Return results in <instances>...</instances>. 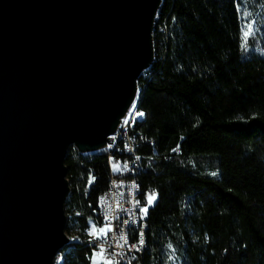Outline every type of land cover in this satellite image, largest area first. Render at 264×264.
<instances>
[{"label":"trees","instance_id":"obj_1","mask_svg":"<svg viewBox=\"0 0 264 264\" xmlns=\"http://www.w3.org/2000/svg\"><path fill=\"white\" fill-rule=\"evenodd\" d=\"M257 32L245 35L250 26ZM264 0H164L139 80L135 178L155 196L147 248L124 264H264ZM124 155L66 158L61 264H93L89 231ZM215 173V175H213ZM111 264V263H110Z\"/></svg>","mask_w":264,"mask_h":264},{"label":"water","instance_id":"obj_2","mask_svg":"<svg viewBox=\"0 0 264 264\" xmlns=\"http://www.w3.org/2000/svg\"><path fill=\"white\" fill-rule=\"evenodd\" d=\"M163 2L0 0V264L71 244L68 151H106L139 100Z\"/></svg>","mask_w":264,"mask_h":264},{"label":"built area","instance_id":"obj_3","mask_svg":"<svg viewBox=\"0 0 264 264\" xmlns=\"http://www.w3.org/2000/svg\"><path fill=\"white\" fill-rule=\"evenodd\" d=\"M133 117L136 116L126 115L118 131L108 139L106 151L124 155L127 159L119 160L117 165L113 162L114 157L109 160L112 172L116 174L98 200V214L102 220L100 233L89 239L94 254L108 258L111 264H124L133 257H140V248H143L140 241L147 238L144 211H147L152 196L137 190L135 178L131 177L141 171L142 161L137 152L141 142L131 134ZM114 137L122 138L119 151H112Z\"/></svg>","mask_w":264,"mask_h":264},{"label":"rangeland","instance_id":"obj_4","mask_svg":"<svg viewBox=\"0 0 264 264\" xmlns=\"http://www.w3.org/2000/svg\"><path fill=\"white\" fill-rule=\"evenodd\" d=\"M257 31H258L257 27L255 25H251L249 31H245V33H248V35H250L252 33H256ZM260 44L264 48V38H260ZM137 104H138V101L135 103V107L137 106ZM132 109H134V108L132 107ZM143 118H144V115H139V117H138L139 120H141ZM155 200H156V197L153 196L150 199V204H153L155 202ZM98 233H100V227H98V228L92 227L91 230L89 231L90 238L96 236ZM92 262H93V264H110L111 263L108 258L103 257L99 254H95L93 256ZM61 263H62L61 257H57L54 261V264H61Z\"/></svg>","mask_w":264,"mask_h":264},{"label":"bare ground","instance_id":"obj_5","mask_svg":"<svg viewBox=\"0 0 264 264\" xmlns=\"http://www.w3.org/2000/svg\"><path fill=\"white\" fill-rule=\"evenodd\" d=\"M137 113H139L137 106L134 109H132V107H131V109L127 113V116H136V117H133V122H131V128L136 124V122L140 121L138 119L139 115H137ZM121 145H122V138L121 137H114L112 140V151H119L121 148ZM135 174H137V173H135ZM135 181L137 183V190H142L138 181L136 179H135ZM146 212L147 211H144V229H146V233H147L148 227H147V223H146ZM146 248H147V238H143V248H140V256L144 255Z\"/></svg>","mask_w":264,"mask_h":264},{"label":"snow or ice","instance_id":"obj_6","mask_svg":"<svg viewBox=\"0 0 264 264\" xmlns=\"http://www.w3.org/2000/svg\"><path fill=\"white\" fill-rule=\"evenodd\" d=\"M245 35L247 36L248 33H245ZM133 108H135V104L132 105ZM137 115H143V113H137ZM125 123H127V121H125ZM215 175V173L213 174ZM101 231H104L103 229H101ZM142 235V234H141ZM123 238V237H122ZM140 243H143V239H141ZM132 247H135V245H133Z\"/></svg>","mask_w":264,"mask_h":264}]
</instances>
